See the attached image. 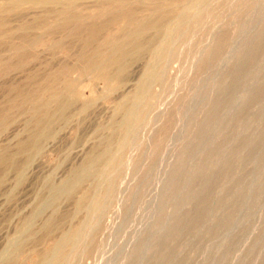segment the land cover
Segmentation results:
<instances>
[{
	"label": "rangeland",
	"instance_id": "1",
	"mask_svg": "<svg viewBox=\"0 0 264 264\" xmlns=\"http://www.w3.org/2000/svg\"><path fill=\"white\" fill-rule=\"evenodd\" d=\"M15 2L0 264H45L65 237L58 264H264V0ZM103 59L113 81H89Z\"/></svg>",
	"mask_w": 264,
	"mask_h": 264
},
{
	"label": "bare ground",
	"instance_id": "2",
	"mask_svg": "<svg viewBox=\"0 0 264 264\" xmlns=\"http://www.w3.org/2000/svg\"><path fill=\"white\" fill-rule=\"evenodd\" d=\"M54 2V1H56V0H28V2H31L32 4H34V5H36V4H38V3H47V2H49V3H51V2ZM59 1V0H58ZM106 1V5L107 6H110V7H114L115 5H118V7H123V6H126V4L130 1V0H105ZM155 1V0H154ZM163 1V0H162ZM52 2V3H53ZM133 2V1H132ZM57 3V2H56ZM55 3V4H56ZM156 3V2H155ZM4 4V3H3ZM2 4V5H3ZM58 4V3H57ZM56 4V5H57ZM132 4V3H131ZM144 4V3H143ZM0 6V10H11V9H13V8H15V7H19L20 6V2H15V4H13V5H7V3H6V5H3V6ZM30 5V4H29ZM33 5V6H34ZM54 6V5H53ZM46 7V6H45ZM51 7V6H50ZM70 7H71V4H67L66 6H65V9L67 10V9H70ZM96 7H98V4L96 5ZM102 7V6H101ZM105 9V8H104ZM94 10V9H93ZM71 11V10H70ZM98 11V10H97ZM54 12V11H53ZM62 12V11H61ZM65 12V11H64ZM132 13V12H131ZM97 14V13H96ZM88 16H90V15H88ZM87 16V17H88ZM91 17H93L92 15H91ZM99 18V17H98ZM101 18V17H100ZM72 19V18H71ZM37 20V19H36ZM35 20V21H36ZM83 20V19H82ZM84 21H85V19H84ZM158 21V20H157ZM159 24H160V22H158ZM168 24V23H167ZM3 25V22H0V26H2ZM164 29V28H163ZM166 30H168V29H166ZM85 31V30H84ZM137 32V31H136ZM139 32V31H138ZM172 33V32H171ZM167 34V33H166ZM87 35V34H86ZM130 36V35H129ZM90 37V36H89ZM121 38V37H120ZM166 39V38H165ZM172 39V38H171ZM120 40V39H119ZM109 42V41H108ZM130 43H134V41H130ZM147 43H149V42H147ZM115 44V43H114ZM113 44V45H114ZM117 45V44H116ZM115 46V45H114ZM132 46H134V45H132ZM145 47V46H144ZM156 47V46H155ZM114 48V47H113ZM122 48V47H121ZM95 49V48H94ZM110 49V48H109ZM124 49V48H123ZM156 48H154V54L155 55H158V52L155 50ZM158 49H159V47H158ZM157 49V50H158ZM98 50V49H97ZM114 50V49H113ZM111 51H112V49H111ZM109 52V51H108ZM121 52V51H120ZM91 53V52H90ZM126 53V52H125ZM118 54V53H117ZM114 55V54H113ZM129 55V54H128ZM137 55V54H136ZM129 57V56H128ZM94 58H96V57H94ZM113 58V57H112ZM109 60V59H108ZM108 60H106V59H103V61H101V62H99V63H97V64H94L92 67H90V70L88 71V72H84V76H87V74H88V78H90L89 79V81H94V79L96 80V79H104L105 81H106V84H108V83H111L113 80L111 79V77H110V75L107 73V68H108ZM155 60V59H154ZM100 61V60H99ZM149 61V60H148ZM80 63V62H79ZM150 65V64H149ZM154 65V64H153ZM85 67V66H84ZM114 67V66H113ZM155 67V66H154ZM147 67H145V69H146ZM72 69V68H71ZM151 70V69H150ZM116 71V70H115ZM147 71H149V70H147ZM147 71H143L144 73L145 72H147ZM117 72H119V71H117ZM120 73V72H119ZM112 74V73H111ZM118 74V73H117ZM147 74H149V73H147ZM146 74V75H147ZM152 74V73H151ZM79 75V74H78ZM77 75V76H78ZM145 75V74H144ZM150 75V74H149ZM148 75V76H149ZM76 76V75H75ZM141 76V75H140ZM142 78H143V76H141ZM147 77V76H146ZM141 78V79H142ZM143 80V79H142ZM141 80V81H142ZM145 80H146V78H145ZM149 80V79H148ZM78 81V80H77ZM80 81V80H79ZM78 81V82H79ZM64 82V81H63ZM140 82V81H139ZM73 83V82H72ZM90 83H92V82H90ZM143 83V82H142ZM79 84V83H78ZM128 84V83H127ZM145 84V83H144ZM104 85V84H103ZM110 85V84H109ZM134 86H136V85H134ZM133 86V87H134ZM77 87V86H76ZM125 87V86H124ZM141 87V86H140ZM139 87V88H140ZM110 88V87H109ZM141 88H143V87H141ZM66 89V88H65ZM99 90H101V89H99ZM103 90V89H102ZM108 90V89H107ZM137 90V89H136ZM140 90V89H139ZM144 90V89H143ZM53 91V90H52ZM64 91V90H63ZM102 92V91H101ZM145 92V91H144ZM58 93V92H57ZM61 93V92H60ZM104 93V92H103ZM62 94V93H61ZM79 94H81V93H79ZM105 94V93H104ZM142 94V93H141ZM54 95V94H53ZM76 95V94H75ZM128 95V94H127ZM135 96H136V93H135ZM54 97V96H53ZM102 97V96H101ZM56 98H58V97H56ZM122 98H123V96H122ZM135 98V97H134ZM42 100H44V99H42ZM133 100V99H132ZM135 100V99H134ZM133 100V101H134ZM36 101V100H35ZM123 101H124V99H123ZM32 102V101H31ZM36 102H38V100L36 101ZM73 102V101H72ZM125 102V101H124ZM29 103V102H28ZM34 103V102H33ZM121 103V102H120ZM130 103V102H129ZM128 103V104H129ZM134 103V102H133ZM88 104H91V103H88ZM127 104V105H128ZM124 105V104H123ZM126 105V106H127ZM130 105V104H129ZM136 105V104H135ZM33 106V105H32ZM119 107H120V105H119ZM124 107V106H123ZM129 107V106H128ZM27 108V107H26ZM116 108V107H115ZM133 108H134V106H133ZM135 109V108H134ZM47 110V109H46ZM33 111H34V115H35V118L38 116V114L40 113V109L38 108V107H36V108H34L33 109ZM44 112V111H43ZM131 112H133V111H131ZM31 113V112H30ZM45 113V112H44ZM126 113H128V112H126ZM125 113V114H126ZM129 114V113H128ZM33 115V114H32ZM127 115V114H126ZM44 116H46L45 114H44ZM128 116V115H127ZM43 117V116H42ZM38 118V117H37ZM37 118L36 119H34L35 120V124H36V126H37V128L38 127H40V123H38L39 122V120H37ZM125 118V117H124ZM29 120H31V119H29ZM33 120V119H32ZM125 120V119H124ZM49 121H50V119H49ZM28 123V122H27ZM122 123V122H121ZM128 124V123H127ZM33 125V124H32ZM119 127V126H118ZM116 128V127H115ZM114 129V128H113ZM41 129H39L38 131H37V133H35L34 135H33V148H35L37 151L39 150V148H40V145H39V141H40V139L45 135V132L46 131H43V130H41ZM25 131V130H24ZM121 145V144H120ZM111 149V148H110ZM102 154H104V153H102ZM37 156V155H36ZM125 165V164H124ZM126 166V165H125ZM105 167V166H104ZM84 170V169H83ZM85 171V170H84ZM106 171V170H105ZM83 172V171H82ZM20 173V172H19ZM104 173V172H103ZM100 175V174H99ZM21 176V175H20ZM78 176H80V175H78ZM100 177V176H99ZM22 178V177H21ZM69 179V178H68ZM80 179L81 178H78L77 180H75L74 181V183L73 184H71L70 186H66V188L64 189V188H62L61 189V191H59V195H62L61 194V192H63V193H70L72 190H73V188H74V186L76 185V184H78V182L80 181ZM22 180V179H21ZM19 181V180H18ZM65 182V181H64ZM67 182V181H66ZM64 184V183H63ZM67 184V183H66ZM99 184H97V186H98ZM102 185V184H101ZM100 186V185H99ZM53 191V190H52ZM52 196H54V195H52ZM100 196V195H99ZM93 197V196H92ZM96 197V196H95ZM56 198V197H55ZM44 204V203H43ZM37 213H38V211H37ZM35 215V214H34ZM33 215V216H34ZM38 215V214H37ZM37 217V216H36ZM50 220V218L49 219H47L46 221H49ZM30 223V222H29ZM92 226V225H91ZM25 228V227H24ZM22 232V231H21ZM82 233V232H81ZM87 237H89L88 235H87ZM69 238V237H68ZM68 238L67 237H65L63 240L61 239V241L59 240L58 242H57V244H56V246L51 250V254H50V258L45 262V264H58V259L60 258L61 259V257H60V254H61V252L63 251V249H64V247H65V245H66V243H67V241H68ZM70 239V238H69ZM14 241H16V240H14ZM70 241V240H69ZM14 245V244H13ZM16 245V244H15ZM14 247V246H13ZM3 254V253H2ZM49 254V253H48ZM11 255V254H10ZM45 256V255H44ZM46 257V256H45ZM4 258V257H3ZM5 259V258H4ZM9 263L10 264H12V261H9Z\"/></svg>",
	"mask_w": 264,
	"mask_h": 264
}]
</instances>
